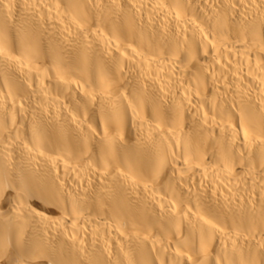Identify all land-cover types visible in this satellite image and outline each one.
<instances>
[{"label": "bare ground", "instance_id": "obj_1", "mask_svg": "<svg viewBox=\"0 0 264 264\" xmlns=\"http://www.w3.org/2000/svg\"><path fill=\"white\" fill-rule=\"evenodd\" d=\"M0 264H264V0H0Z\"/></svg>", "mask_w": 264, "mask_h": 264}]
</instances>
